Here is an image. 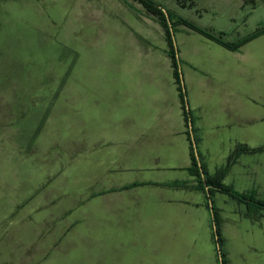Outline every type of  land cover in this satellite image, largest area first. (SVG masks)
<instances>
[{"label":"rangeland","instance_id":"374dc122","mask_svg":"<svg viewBox=\"0 0 264 264\" xmlns=\"http://www.w3.org/2000/svg\"><path fill=\"white\" fill-rule=\"evenodd\" d=\"M156 1L231 44L264 27V0H248L243 7L237 0ZM175 28L186 87L191 69L184 59H195L197 65L201 57L216 61L206 48L199 54L200 37L206 35L195 30L198 36L189 37L188 26ZM210 78L214 81L215 74ZM173 83L177 86L165 29L137 0H0V264H56L54 258L40 262L48 236L54 235L40 229L47 210L72 200L65 191L84 183L79 132L89 129V118L135 111L138 93L148 95L154 86L170 93ZM251 126L254 134L239 138L255 148L249 164L262 181L264 164L256 166V161L264 163V120ZM214 141L206 137L207 144ZM217 156L218 151L205 154L211 168L221 164ZM237 168L234 180L242 182V168ZM231 180L233 174L227 176ZM54 187L63 197L47 200L46 194H56ZM224 199L228 203L219 212L225 238L224 219L236 215L231 213L234 198L213 196L217 207ZM239 216L240 238L225 240L230 263L264 264V214L250 220Z\"/></svg>","mask_w":264,"mask_h":264},{"label":"crops","instance_id":"0c3cea01","mask_svg":"<svg viewBox=\"0 0 264 264\" xmlns=\"http://www.w3.org/2000/svg\"><path fill=\"white\" fill-rule=\"evenodd\" d=\"M240 2L243 7L248 0H237L238 5ZM193 31H187L189 37L197 35ZM200 40L199 54L206 48L216 62L201 57L197 65L195 59H184L187 71L191 69L186 77L190 122L174 83L170 93L159 86L150 88L148 95L138 93L135 111L89 118V129L80 131L76 141L78 158L85 166L84 183L69 191L63 187L72 193V200L44 213L46 222L40 231L54 235L48 236L40 262L54 258L56 264H220L210 198L195 187L197 177L189 170V134L200 146L209 173L226 166L239 143L249 147L239 137L254 134L251 121L264 120V99L258 98L264 95V83L259 82L264 77V33L238 49L208 37ZM75 119L73 127L78 124ZM207 136L215 141L207 144ZM205 151H218L221 164L211 168ZM249 154L247 150L236 156L227 171L233 180L227 182L226 176L225 182L239 192L254 191L264 199V177L262 181L256 177ZM263 164L257 159L256 166ZM239 166L242 182L234 180ZM176 182L188 186L171 185ZM51 190L56 194L48 191L47 200L63 197L58 195L62 190ZM221 194L215 192L214 198ZM232 201L235 219L223 222L227 244L240 238L237 215L252 219L245 203ZM226 203L228 199L220 202L221 213ZM245 229L250 230L248 225Z\"/></svg>","mask_w":264,"mask_h":264},{"label":"trees","instance_id":"16d2710c","mask_svg":"<svg viewBox=\"0 0 264 264\" xmlns=\"http://www.w3.org/2000/svg\"><path fill=\"white\" fill-rule=\"evenodd\" d=\"M141 4H143L146 11L155 16L162 26L165 29L166 33V39L169 46V54L171 55L173 59V65H174V76L175 81L178 86L180 98L182 100L184 115L187 120V122H190L191 120V111L188 105V98H187V91L184 84L183 75L181 73L180 65L181 60L178 57V48L175 40V32L176 28L175 26L179 24H183L185 26H188L191 29L197 30L207 37L218 41L219 43L223 44L224 46L230 48V49H238L242 45H244L246 42L250 41L251 39L261 35L264 33V27H261L258 29L255 33L252 35L244 38L243 40H240L237 43H227L222 40V37L219 35H214L212 33L207 32L205 29L195 25L191 22V20L184 18L178 14H176L173 11H170L169 9L165 8L161 3L157 2L156 0H137ZM190 140H191V158H192V164L189 167L190 172L192 175H195L197 177V184L195 187L198 190L204 191L208 198H210V201L208 205L210 206L213 221H214V236L216 238V244L220 248V251H218V260L220 264H230V260L228 257V252L225 250V238L222 235L221 230V217L219 208L215 205V202L213 200V196L215 192H222L225 194L230 195L232 198L239 202H243L247 205L248 212L247 215L251 218L258 217V214L264 211V199H260L257 197L256 192H239L234 187L227 185L224 183L223 178L226 172L228 171V168L230 165L234 162L236 156H238L239 153H241L243 150H255L249 147H245L243 149L242 146H239L234 153L231 155L228 163L226 166L222 167L219 171H217L216 174H210L208 170L206 169L203 161L201 160L200 153L195 150V143L196 139L193 138L191 133L189 134ZM262 149V148H259ZM258 150V149H256ZM203 174L205 175V180L203 177ZM173 186L177 187H186L188 186L186 183H173L171 184ZM264 214V212H263Z\"/></svg>","mask_w":264,"mask_h":264},{"label":"water","instance_id":"95a60500","mask_svg":"<svg viewBox=\"0 0 264 264\" xmlns=\"http://www.w3.org/2000/svg\"><path fill=\"white\" fill-rule=\"evenodd\" d=\"M195 150H197V146H196V143H195ZM203 177H204V180H205V175L203 174ZM218 251H220V248L218 247Z\"/></svg>","mask_w":264,"mask_h":264}]
</instances>
